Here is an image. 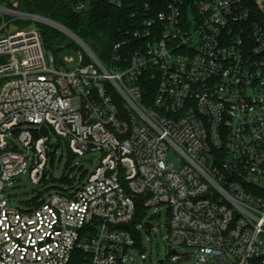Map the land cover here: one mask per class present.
Instances as JSON below:
<instances>
[{"label":"built area","instance_id":"1","mask_svg":"<svg viewBox=\"0 0 264 264\" xmlns=\"http://www.w3.org/2000/svg\"><path fill=\"white\" fill-rule=\"evenodd\" d=\"M19 5L0 0V264H125L151 208L203 263L264 264V0H172L114 45L109 66L71 36L75 67L37 26L5 32L44 21ZM44 129L100 163L13 207L5 191L22 174L46 177Z\"/></svg>","mask_w":264,"mask_h":264},{"label":"rangeland","instance_id":"2","mask_svg":"<svg viewBox=\"0 0 264 264\" xmlns=\"http://www.w3.org/2000/svg\"><path fill=\"white\" fill-rule=\"evenodd\" d=\"M42 23L46 22L42 21ZM28 26L35 27L36 21L13 23L9 28L5 29V32L16 31ZM68 37L74 40L70 35ZM77 49H82V47L78 44ZM63 56L73 58V61L68 63L69 67L76 66V60H78L76 51L64 52ZM98 56L106 66H109V56L106 54L105 49L99 50ZM86 59L88 58L86 57ZM50 138L52 143L58 144V148L53 155V160L51 161V158H49L46 178L40 183H34L29 172L22 174L5 191V195L10 199L11 206L23 208L26 207L29 201L34 199L41 200L50 193L71 188L72 186L67 180H64L67 177L74 182V185H79L99 165L101 154L98 151H90L83 155L74 154L71 152L67 140L54 131H50ZM15 142L17 143L16 139ZM169 158L176 166L179 165L180 160L177 156L170 154ZM82 171H85L86 175L81 180ZM138 228L141 233L142 245L131 250V255L125 264H160L161 260L164 261V264H221L217 261L203 263L195 256L198 252L197 248L171 242L166 209H162L159 212L155 208H151L147 216L138 224ZM172 249H176L177 253L184 257L178 262H172L169 253ZM140 251H144V253L140 254Z\"/></svg>","mask_w":264,"mask_h":264},{"label":"trees","instance_id":"3","mask_svg":"<svg viewBox=\"0 0 264 264\" xmlns=\"http://www.w3.org/2000/svg\"><path fill=\"white\" fill-rule=\"evenodd\" d=\"M171 1L120 0L121 4L118 5L113 0H20L19 7L23 11L60 23L84 42L96 44L98 50L105 49L111 65L114 45L130 38V32L139 27L141 20L150 14L165 10ZM81 2L85 3L86 7L83 10H76L75 5ZM36 26L42 34L48 52L58 55L69 50H77L78 44L65 32L42 22H36ZM42 133L50 135L49 129H44ZM71 152L74 153L72 150ZM85 175V171H82L80 179L82 180ZM64 180L74 186V182L69 177ZM32 201L38 204L40 199ZM142 213H138L133 222L134 226L140 223ZM137 238V247H140L142 245L140 232Z\"/></svg>","mask_w":264,"mask_h":264},{"label":"water","instance_id":"4","mask_svg":"<svg viewBox=\"0 0 264 264\" xmlns=\"http://www.w3.org/2000/svg\"><path fill=\"white\" fill-rule=\"evenodd\" d=\"M44 22L50 24L51 26L55 27V28H58L59 30L65 32L66 34L70 35V36H76L75 33H73L71 30H69L68 28H66L65 26L61 25L60 23H57L51 19H48V18H45L44 17ZM94 50H97V46L96 44H92ZM50 147L52 148V150L50 151V158H51V161L53 160V155L55 154L57 148H58V144H51ZM174 252V249H172L169 253L172 254ZM143 252L141 251L140 254H142ZM160 264H164V261L161 260L160 261Z\"/></svg>","mask_w":264,"mask_h":264}]
</instances>
